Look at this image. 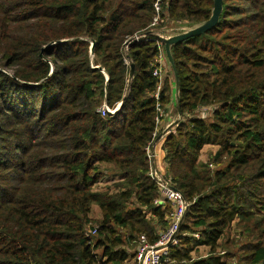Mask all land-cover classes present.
<instances>
[{
  "label": "trees",
  "instance_id": "trees-1",
  "mask_svg": "<svg viewBox=\"0 0 264 264\" xmlns=\"http://www.w3.org/2000/svg\"><path fill=\"white\" fill-rule=\"evenodd\" d=\"M155 1L0 0V59L14 69L0 71V264H123L140 234L154 243L168 227L172 209L160 203L146 150L156 128L158 43L124 49L148 31ZM213 7L163 0L161 17L193 28ZM171 52L180 102L165 162L190 203L173 264H237L217 253L232 225L247 237L238 261L264 264V0H223L218 24ZM168 73L160 100L170 113L176 82ZM14 91L29 100L12 105ZM125 98L116 113L99 111ZM206 144L218 149L202 162ZM104 164L120 181L98 186ZM201 246L209 255L195 258Z\"/></svg>",
  "mask_w": 264,
  "mask_h": 264
},
{
  "label": "built area",
  "instance_id": "built-area-1",
  "mask_svg": "<svg viewBox=\"0 0 264 264\" xmlns=\"http://www.w3.org/2000/svg\"><path fill=\"white\" fill-rule=\"evenodd\" d=\"M162 1L163 0L155 1L154 7L156 11V16L154 17L153 22L149 26L151 29L140 34H136L130 37L125 42V55L127 54V50L131 42L154 39V36L149 34V32L155 33V27L160 25L163 20L161 17ZM156 41L158 43L159 49L158 56L156 58V67L153 72L154 76L158 79V87L154 93V97L157 100V115L155 118L156 128L153 133V140L146 149L149 161L151 162L155 160V153L152 150V146L157 140V137L160 136L161 133L162 136H168L175 130L177 126V123L175 125H172L174 122H170V124L166 123V121L170 117V113L168 111H165L163 102L160 100V92L162 89L165 72L166 50L164 44L159 39L157 40L156 38ZM125 63L127 65H130L131 63V60L128 56H125ZM120 106L121 102L118 103L117 106L114 108L109 107L107 103H103V105L99 108V111L103 115H105L106 113L116 112L120 108ZM153 163H150L152 166L150 165V171L148 175L156 182L159 188V192L161 195V199H159L160 203H164V205L169 204L172 209L169 214L170 221L168 227L160 231L159 238L154 243L150 242L145 234L139 235L136 240L135 259L137 264H173L174 262L171 256L172 250L176 247H179L182 243V234L180 233V227L184 220V216L190 206V203L184 198L183 194L180 191L174 188L170 181L169 175L158 172L156 168L153 167ZM96 233V228L88 231V235L90 236L95 235ZM194 236L196 238H199L200 235L199 233H194Z\"/></svg>",
  "mask_w": 264,
  "mask_h": 264
},
{
  "label": "rangeland",
  "instance_id": "rangeland-1",
  "mask_svg": "<svg viewBox=\"0 0 264 264\" xmlns=\"http://www.w3.org/2000/svg\"><path fill=\"white\" fill-rule=\"evenodd\" d=\"M155 16H156V13H155ZM153 20H154V18H153ZM153 20H152V22H153ZM169 23H170L169 21H166L165 19H163L162 22L160 23V25H158L157 27H155L156 28L155 33L160 34V35H163V36H166V37H169L171 35H174V34H177V33H181V32L186 31L187 29H189V27L187 26V24H183V23L182 24H180V23L173 24L172 23V24L168 25ZM166 25H168V26H166ZM149 29H151V28L148 27V30ZM165 55H166L167 58L164 56L165 59H166L165 60V72H164V76L166 75V73L168 71L169 72L168 74L172 77V81L173 82H176L175 76H174L173 67H172V65L170 63V60H169V58L167 56V53ZM52 69H55V66L54 65H53ZM0 71H2L3 73H6L7 75L9 74L11 76H13V74H14V69L11 68V67L6 66L5 62H3V60H1V59H0ZM107 78H108V76H107ZM172 81H171V83H172ZM175 85H176V83H175ZM12 95H13V97H12ZM12 95H11V98H8L10 102L12 101V105L13 104H15L16 106L22 105L21 103L24 102L23 101L24 98H26L27 101L29 100V98H28L27 95H21L20 93L17 94L16 91H14L12 93ZM173 113H174V110L171 112V116L173 118H170V119H172V122H175V121H177V119L179 117H177ZM199 115L200 116H204V117H211V113L210 112H207L205 109H203L201 112H199ZM168 123L170 124V122H167V124ZM158 137H157V139H158ZM217 149H218L217 146H214V145H211V144H206L203 147L202 151H201L200 160L202 162H208L211 159V157L213 156V154L217 151ZM149 162L150 163H153L154 160L152 162L151 161H149ZM153 165H154V163H153ZM103 166L108 171L104 175V178H102L103 181H101L98 184V186H100V185H101V187L111 186V185H114L115 183H117L118 181H120V180H117L119 176L115 174V170L113 169V166L112 165L104 164ZM153 167H155V165ZM166 168H167V166H166ZM156 170L158 172H160L157 168H156ZM160 173L164 174L163 172H160ZM92 217L96 221H99L102 218V212H101V210H100L99 207H97V206L94 207L93 212H92ZM232 241L233 242H236L237 243V246H234V244L232 243ZM245 241H247V237H245V236H242L241 237L240 236V229L237 228V227H235L234 225H232V227L230 229L229 228L227 229V231H226V233H225V235H224V237L222 239V244L219 247L217 253L220 254V255H222V256L224 254H231V255H233L232 261H236L237 264H242L241 262L238 261L239 260V257H240L239 250H238V246L239 245H242V243H245ZM135 248H136V242L132 246V248H131L132 251H130V253L133 252V251H135ZM193 255H194L195 258L207 257L209 255V247H207V246H201L200 248H198V249L195 250V252L193 253ZM123 264H129V261L128 262L125 261ZM130 264H135V263L133 261Z\"/></svg>",
  "mask_w": 264,
  "mask_h": 264
},
{
  "label": "water",
  "instance_id": "water-1",
  "mask_svg": "<svg viewBox=\"0 0 264 264\" xmlns=\"http://www.w3.org/2000/svg\"><path fill=\"white\" fill-rule=\"evenodd\" d=\"M222 11H223V0H214V7H213V10H212V15L207 21H205L202 24H199V25H197V26H195L193 28H189V29H187L184 32L171 35L169 37H166V36H163V35H160V34H157V33L149 32V34H151L154 37H156L157 39H159L165 46V50H166L167 56H168V58L170 60V63L172 65V67H173L174 76H175V80H176V103H177L178 107H179V102H180L179 101V97H178L179 77H178V73H177V70H176V67H175V63H174V60H173V56H172V52H171V46L174 45V44L180 43L182 41H185V40H187V39H189L191 37H194V36H197L199 34H202V33L206 32V31L212 29L213 27H215L218 24L219 20H220V16L222 14ZM93 51H94V43H93V46L91 48V52L92 53H93ZM134 73H135V65L133 63H130L129 87H130V85L132 83V80L134 78ZM125 100H126V98L121 103L120 108L124 104ZM112 113H114V112H110V114H112ZM175 124H176V122H175Z\"/></svg>",
  "mask_w": 264,
  "mask_h": 264
},
{
  "label": "crops",
  "instance_id": "crops-1",
  "mask_svg": "<svg viewBox=\"0 0 264 264\" xmlns=\"http://www.w3.org/2000/svg\"><path fill=\"white\" fill-rule=\"evenodd\" d=\"M176 105H177V103H176V88H175V89H173V103L171 105L172 109L170 111V117L167 120L168 122H172V119H170V118H173L171 116V112L174 110ZM167 121H166V123H167ZM172 125H175V122ZM161 136H162V133L152 146V150L155 153L154 165L160 172H163L164 174L167 175V168H166V163H165L166 152L164 149V143H165V140L167 139L168 136L167 135H164L162 137ZM130 251H132V250L128 248L129 257L127 258L126 261L127 262L129 261V264L133 261L135 264H137L136 259H135V251H133L134 253L133 252L130 253Z\"/></svg>",
  "mask_w": 264,
  "mask_h": 264
}]
</instances>
